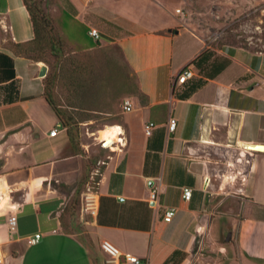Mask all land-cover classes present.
I'll use <instances>...</instances> for the list:
<instances>
[{"label": "crops", "instance_id": "1", "mask_svg": "<svg viewBox=\"0 0 264 264\" xmlns=\"http://www.w3.org/2000/svg\"><path fill=\"white\" fill-rule=\"evenodd\" d=\"M110 1L46 0L43 6L74 51L114 44L134 79L124 97L133 111L126 112L123 101L122 112L112 117L125 146L104 164L95 188L97 215H78L86 224L85 241L73 233V213L65 209L68 198L85 197L90 189L89 165L47 100L44 64L16 51L36 38L25 1L0 0L4 264H105L103 241L144 264H264V152L243 149L264 145V52L214 47L189 29L145 21L136 0H119L120 10L107 7ZM91 29L100 32L99 40ZM186 68L195 76L176 83ZM150 123L155 127L147 135ZM235 153L247 173L236 169ZM184 189L193 191L189 201ZM228 200L238 206L220 211ZM168 209L176 211L169 223ZM14 212L18 225L11 234ZM37 234L39 243L30 245Z\"/></svg>", "mask_w": 264, "mask_h": 264}, {"label": "rangeland", "instance_id": "2", "mask_svg": "<svg viewBox=\"0 0 264 264\" xmlns=\"http://www.w3.org/2000/svg\"><path fill=\"white\" fill-rule=\"evenodd\" d=\"M111 1L105 3L107 7L121 9L119 0ZM45 3L46 0L31 1L32 6H37L47 15L43 10ZM136 4L145 21L174 25V30L189 29L211 46L231 45L264 52V0H136ZM54 33L57 34L56 31ZM64 43L55 56L44 45L33 46L29 54L26 51L19 54L27 58L43 54L41 58L44 61L40 62L48 68L47 95L52 99L61 124L68 127L72 145L79 148L83 160L89 165L90 189L86 191L89 192L95 190L105 162L116 152L102 148L97 140L98 132L116 124L112 117L122 112L124 97L134 90V79L116 45L103 43L74 51ZM238 158L235 153L233 160L239 163L236 169L247 173L248 168L244 167L247 164L239 162ZM76 198H68L65 211L73 213V233L87 241L86 224L78 215L83 212L86 218L92 216L85 210V197ZM229 200L220 204L218 209L225 212L232 205L238 206L236 201ZM219 202L220 198L215 205ZM6 203V198L0 199V210ZM79 217L81 223H78ZM222 242L225 243L224 237ZM198 250L197 246L195 254Z\"/></svg>", "mask_w": 264, "mask_h": 264}, {"label": "built area", "instance_id": "3", "mask_svg": "<svg viewBox=\"0 0 264 264\" xmlns=\"http://www.w3.org/2000/svg\"><path fill=\"white\" fill-rule=\"evenodd\" d=\"M90 36L97 40L101 38L100 32L97 29H91ZM194 76H195L194 71L192 69L186 68L177 76L175 82L179 84H185ZM124 110L126 112L133 111V103L131 100L124 101ZM176 126H177L176 120L172 119L169 124V129L171 131H174ZM154 127L155 125L153 123H150L149 125L146 126L147 135H151L152 129ZM117 128L120 130L118 134L119 138L115 139L111 146L105 147L106 141L103 142V139H99L102 148L111 149L114 152L115 151L121 152L123 150L125 146L124 132L120 125L117 126ZM57 133H58V127L51 131L52 136H56ZM242 180L243 182L246 181V177H243ZM192 193L193 191L191 189H184V194H183L184 200L189 201L192 197ZM158 195H159V188L155 186L151 190L149 197V204L153 208L156 207L157 205ZM85 202H86V206H85L86 212L90 213L92 217H95L97 215L99 208V199L95 190L89 191L85 194ZM175 215H176L175 209H168L165 212L164 220L169 223L174 219ZM17 225H18L17 213L14 212L8 219V226L11 234L17 232ZM40 239H41L40 234L30 237L29 244L36 245L39 243ZM101 249L106 255L105 264H144L139 257L131 253H123L115 244H113L110 241H103L101 243ZM4 262H5V255L0 245V264H4Z\"/></svg>", "mask_w": 264, "mask_h": 264}, {"label": "trees", "instance_id": "4", "mask_svg": "<svg viewBox=\"0 0 264 264\" xmlns=\"http://www.w3.org/2000/svg\"><path fill=\"white\" fill-rule=\"evenodd\" d=\"M24 1L31 15L36 38L34 41L30 43L17 46L16 47L17 53H19L20 51H26L27 54H29L33 50L32 49L33 46L35 45L43 46L44 45V46H48L50 49V52L52 53V56H55L56 54L55 52L57 50L58 51L61 50L62 46L65 44L64 42L67 43V41L64 38H62L57 32H56L57 34L54 33L55 29H54V26L50 18L47 15H44L37 6H32L31 5L32 0H24ZM98 44L99 43L92 44L90 45V48H94L98 46ZM41 57H43L42 53H40V55H36V56L34 55L33 57H30V58L28 57V58L36 62L44 61L43 58ZM47 100L49 104L53 107L52 99L48 95H47ZM56 114L59 120L61 121L59 114L57 112ZM68 134L72 138L70 131H68Z\"/></svg>", "mask_w": 264, "mask_h": 264}, {"label": "bare ground", "instance_id": "5", "mask_svg": "<svg viewBox=\"0 0 264 264\" xmlns=\"http://www.w3.org/2000/svg\"><path fill=\"white\" fill-rule=\"evenodd\" d=\"M119 129L116 126H108L104 130H100L98 132L99 138L103 139V142L106 141L105 147H109L112 145L113 141L119 138ZM1 193V192H0Z\"/></svg>", "mask_w": 264, "mask_h": 264}, {"label": "water", "instance_id": "6", "mask_svg": "<svg viewBox=\"0 0 264 264\" xmlns=\"http://www.w3.org/2000/svg\"><path fill=\"white\" fill-rule=\"evenodd\" d=\"M47 72H48V68H47V66L44 65L42 67L40 76L46 77L47 76ZM243 149H245L246 151H252V152H264V145H260V144H245V145H243Z\"/></svg>", "mask_w": 264, "mask_h": 264}]
</instances>
